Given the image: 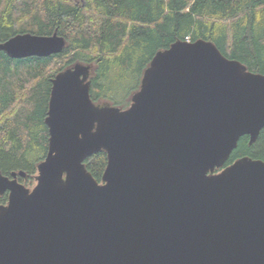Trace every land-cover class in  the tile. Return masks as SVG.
<instances>
[{
  "label": "water",
  "instance_id": "obj_1",
  "mask_svg": "<svg viewBox=\"0 0 264 264\" xmlns=\"http://www.w3.org/2000/svg\"><path fill=\"white\" fill-rule=\"evenodd\" d=\"M65 40L18 33L13 58ZM90 65L50 79L35 185L0 173V264H264V161L222 167L264 127V74L211 41L177 40L144 69L125 109L95 104ZM103 150L98 182L83 160Z\"/></svg>",
  "mask_w": 264,
  "mask_h": 264
},
{
  "label": "trees",
  "instance_id": "obj_2",
  "mask_svg": "<svg viewBox=\"0 0 264 264\" xmlns=\"http://www.w3.org/2000/svg\"><path fill=\"white\" fill-rule=\"evenodd\" d=\"M54 32L65 40L59 53L17 59L0 50V173L22 171L21 183L33 182L47 151L50 79L75 63L91 67V100L121 109L130 92L118 102L117 85L133 78L138 89L155 53L177 40L211 41L229 59L264 74V0H0V42ZM244 156L264 161V127L251 144L241 136L215 171ZM106 161L99 150L83 163L101 182ZM6 202L0 194V205Z\"/></svg>",
  "mask_w": 264,
  "mask_h": 264
},
{
  "label": "rangeland",
  "instance_id": "obj_3",
  "mask_svg": "<svg viewBox=\"0 0 264 264\" xmlns=\"http://www.w3.org/2000/svg\"><path fill=\"white\" fill-rule=\"evenodd\" d=\"M91 70V69H90ZM90 75V73H89ZM110 81V79H108L107 83ZM137 79H129L127 81H125L124 83H120L118 84L117 86V91H116V99L118 102H123L125 100V96L127 95V92H130L129 93V97H128V101L130 100V97H131V94L133 92H135V88L137 87ZM109 86V85H108ZM139 88V87H138ZM134 90V91H133ZM109 101V102H108ZM108 101H105L104 102H98V104H108V105H111V106H115V105H112V101L108 100ZM131 102V101H130ZM96 104V103H95ZM130 105V104H129ZM118 107V106H116ZM120 108V107H119ZM121 109V108H120ZM222 169H220L219 171H215L214 173H218L220 172ZM36 175V174H35ZM17 178V177H16ZM18 180V179H17ZM19 182V181H18ZM21 183V182H20ZM36 181H35V176H33V182L30 184V183H21L23 184L26 188H29V189H32L33 186L35 185Z\"/></svg>",
  "mask_w": 264,
  "mask_h": 264
}]
</instances>
